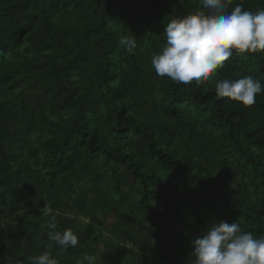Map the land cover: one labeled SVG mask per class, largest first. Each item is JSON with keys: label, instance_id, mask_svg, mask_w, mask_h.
<instances>
[{"label": "trees", "instance_id": "1", "mask_svg": "<svg viewBox=\"0 0 264 264\" xmlns=\"http://www.w3.org/2000/svg\"><path fill=\"white\" fill-rule=\"evenodd\" d=\"M237 4L264 9L228 11ZM197 10L201 0H0V257L194 264L191 240L213 221L264 234V93L250 107L215 94L223 79L264 84V51L233 50L189 85L151 65L165 25ZM46 208L75 247L49 238Z\"/></svg>", "mask_w": 264, "mask_h": 264}, {"label": "clouds", "instance_id": "2", "mask_svg": "<svg viewBox=\"0 0 264 264\" xmlns=\"http://www.w3.org/2000/svg\"><path fill=\"white\" fill-rule=\"evenodd\" d=\"M205 11H193L173 18L164 27L166 45L153 53L151 65L160 77H168L177 84L189 85L204 81L233 55L264 51V9L243 10L237 4L228 11L232 0H201ZM119 43L132 53L137 48L135 36L124 35ZM264 93V84L251 75L236 80L223 79L216 83L218 98H228L244 106H252L256 96ZM50 216L47 227L52 241L67 249L78 244V236L71 229L55 231L56 216ZM194 264H264V234L245 231L238 222L213 221L201 235L191 240ZM0 264H58L50 251L38 256L9 261L0 257ZM77 264H95V257L84 255Z\"/></svg>", "mask_w": 264, "mask_h": 264}, {"label": "rangeland", "instance_id": "3", "mask_svg": "<svg viewBox=\"0 0 264 264\" xmlns=\"http://www.w3.org/2000/svg\"><path fill=\"white\" fill-rule=\"evenodd\" d=\"M102 252L104 253L105 251H104V250H102Z\"/></svg>", "mask_w": 264, "mask_h": 264}]
</instances>
